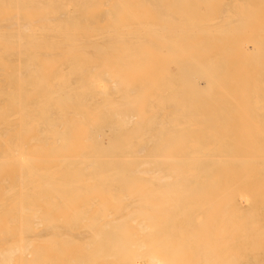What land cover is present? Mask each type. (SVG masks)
Here are the masks:
<instances>
[{
	"label": "bare ground",
	"instance_id": "obj_1",
	"mask_svg": "<svg viewBox=\"0 0 264 264\" xmlns=\"http://www.w3.org/2000/svg\"><path fill=\"white\" fill-rule=\"evenodd\" d=\"M263 214L264 0H0V264L254 263Z\"/></svg>",
	"mask_w": 264,
	"mask_h": 264
},
{
	"label": "rangeland",
	"instance_id": "obj_2",
	"mask_svg": "<svg viewBox=\"0 0 264 264\" xmlns=\"http://www.w3.org/2000/svg\"><path fill=\"white\" fill-rule=\"evenodd\" d=\"M257 183H258V181L255 182V183H252V185L254 184V186H258ZM240 198H241V197H240ZM240 198H238L239 200L236 199V200H237V204H238V206H239V207H246V202L244 203L245 198L242 197L244 200H243L242 198H241V199H240ZM259 198H260V200H262L261 197H254L253 200L260 201ZM241 201H242V202H241ZM243 203H244V204H243ZM241 204H242V205H241ZM203 218H204V216H203ZM203 218H202V219H203ZM202 219H201V220H202ZM205 219H207V217L203 219L204 221H203V220H202V221H203V222H206ZM202 221H200V222H202ZM261 221L264 223V214L261 216ZM203 222H202V224L200 225V223H199V222L197 223V221H196L195 225H196V226H197V225H200L199 228L202 229L201 226H202L203 224H206V227H205V228H208V229H209V227H207V225L209 226V222H208V220H207L208 224H207V223H203ZM204 226H205V225H203V227H204ZM217 227H218V226H217ZM205 228H204V229H205ZM262 228H264V227H261V229H262ZM208 229H207V230H208ZM254 230H256V229H254ZM254 230H252V231H254ZM262 230H263V229H262ZM202 231L206 232V229H205V230H202ZM257 231H258V232H257ZM217 232H218V234H221V237H220V235H217V234H215V235H216V236H214L215 238L210 237V240H211V241H212V239H216V241H214V242H216V243H217L218 241L222 240V233H221V232L219 233V230H218ZM259 232H261L262 234L264 233V231L262 232L260 229H257L256 232H255V233H257V234H255L254 232H253V233L251 232V234H250V235H251V240H250V241H249L248 239H246V238H245V240L243 241V242H245L244 247H245V249H247L246 251L248 252V254H249V251H250V249L248 248V247H249V244H248V243H250V242H251L254 238H256V237L260 238L259 236H257ZM249 233H250V232H249ZM249 233L247 232L248 235H249ZM254 234L256 235V237L254 236ZM262 234H261V235H262ZM204 235H205V234H204ZM259 235H260V233H259ZM261 235H260V236H261ZM209 236H211V235H209ZM209 236H207V243H208V246H209L210 244H212V245L214 246L213 241H212V243H210L211 241L208 240V237H209ZM217 236H219V238H220L219 240H218V237H217ZM253 236H254V237H253ZM252 237H253V239H252ZM261 237H262V236H261ZM258 238H256V239L258 240ZM263 238H264V234H263ZM205 239H206V237H205ZM202 240H203V238H202ZM217 240H218V241H217ZM254 240H255V239H254ZM261 240H262V239H261ZM261 240H260V241L258 240L259 243L261 242V243H260V244L262 245V246H261V249H259V250H258V249H257V250H254V252H253L254 254H256V257H255L256 259L254 258V263H253V262H248L246 258H242V259H239V260L237 261V264H263V263H264V255L262 256V252H263L262 250L264 249V241H261ZM208 241H209V242H208ZM248 241H249V242H248ZM203 242H204V241H203ZM221 242H222V241H221ZM180 243H181V242H180ZM207 243H206V244H207ZM218 244H219V243H217V245L215 244L216 246H214V251H215V249H216V252H217V249H219V248L221 247V246L218 245ZM220 244H221V243H220ZM222 244H223V242H222ZM222 244H221V245H222ZM245 245H246V246H245ZM222 247H223V246H222ZM250 248H251V247H250ZM242 249H243V247H242ZM252 249H254V248H252ZM252 249H251V250H252ZM255 249H256V248H255ZM219 250H220V249H219ZM219 250H218V251H219ZM222 251H223V248H222ZM257 251L260 253V254H259L260 256L257 255V254H258ZM220 252H221V251H220ZM220 252H218V253H220ZM216 254H217V253H216ZM222 256H223V255H222ZM222 256H221V253H220L219 257L222 258ZM214 257H215V256H214ZM219 257H215V258L218 259ZM221 258H220V259H221ZM220 259H218V262H219ZM144 260H145V259L140 258V259H138L137 261H138L139 264H144V262H145ZM248 260H249V259H248ZM220 262H221V260H220ZM187 263H189V262H187ZM187 263H186V264H187ZM182 264H183V263H182ZM189 264H190V263H189ZM208 264H209V263H208Z\"/></svg>",
	"mask_w": 264,
	"mask_h": 264
}]
</instances>
